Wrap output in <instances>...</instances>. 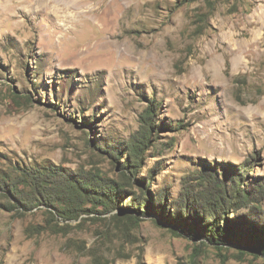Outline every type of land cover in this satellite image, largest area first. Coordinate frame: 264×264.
Returning a JSON list of instances; mask_svg holds the SVG:
<instances>
[{"label":"rangeland","instance_id":"obj_1","mask_svg":"<svg viewBox=\"0 0 264 264\" xmlns=\"http://www.w3.org/2000/svg\"><path fill=\"white\" fill-rule=\"evenodd\" d=\"M153 104L157 128L134 171L124 165ZM51 164L119 185L129 206L148 191L171 207L191 193L234 200L241 186L250 199L225 204L229 218L263 225L264 0H0V180ZM8 195L0 264H264L177 234L155 212L117 218L116 202L88 199L77 219L55 216L65 233L54 232L53 207Z\"/></svg>","mask_w":264,"mask_h":264},{"label":"trees","instance_id":"obj_2","mask_svg":"<svg viewBox=\"0 0 264 264\" xmlns=\"http://www.w3.org/2000/svg\"><path fill=\"white\" fill-rule=\"evenodd\" d=\"M187 1L194 2L197 0ZM208 1L212 2V0ZM153 106H155V109ZM156 109V104L146 109L141 122V130L138 131L135 139L131 142L129 154L132 155L133 161L127 159L128 163L124 166L133 167L134 171H136L135 166L140 167L141 158H143L148 144L153 142L151 139L152 133L157 128L154 120ZM17 171L18 173L6 175L0 180V190L5 192L7 189L10 194L8 196L13 198L15 202L21 203L25 209H30L39 203L53 207L54 211H50L51 216L48 219L51 231L65 233V227H59L55 216H59L63 220L77 219L84 210L85 201L91 199L100 201L109 211L113 207L111 203L116 202V207L121 210L120 213L115 214L117 218L127 216L137 222L139 216L123 211L128 207L139 214H143V216L155 212L158 215V222L164 226H172V231L177 234H186L194 240L202 239L205 243L216 247L236 246L240 249L242 255L245 253L243 248L248 249L256 256L264 255V224L257 225L250 221L247 215H241V213H238V218L231 219L228 216L230 208L224 207L225 204L239 206L248 202L250 199L249 194L241 186L239 189L237 186H232L234 200L227 198V195H222V193L213 195L210 199H205V197L201 199L196 193H191L185 196V203L184 201L173 202L171 207L167 206L168 203L164 198L165 194L158 193L152 196V193L148 191L149 198L145 195L136 198L134 202H131L132 206H129L120 203V197L125 189L119 187V185L113 184V186L110 184L111 182L107 183L108 181L94 183L98 178L93 180L75 179L71 173L54 164L33 165L29 168H18ZM205 176L210 182L222 186L216 171H212V173ZM136 180L144 185L143 179ZM143 185L142 189L146 192L148 188ZM259 186L258 190L264 192V185ZM203 200H208L206 201L208 203H204ZM14 201H10L11 204H14ZM142 207L146 210H142ZM231 208L236 210L235 207ZM222 221L226 222L224 226ZM40 228L42 227L34 226L29 227L27 230L39 233L41 232Z\"/></svg>","mask_w":264,"mask_h":264}]
</instances>
